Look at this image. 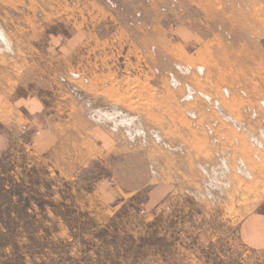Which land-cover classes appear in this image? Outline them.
<instances>
[{"label":"rangeland","instance_id":"obj_1","mask_svg":"<svg viewBox=\"0 0 264 264\" xmlns=\"http://www.w3.org/2000/svg\"><path fill=\"white\" fill-rule=\"evenodd\" d=\"M0 32V264H264V0H0Z\"/></svg>","mask_w":264,"mask_h":264},{"label":"crops","instance_id":"obj_2","mask_svg":"<svg viewBox=\"0 0 264 264\" xmlns=\"http://www.w3.org/2000/svg\"><path fill=\"white\" fill-rule=\"evenodd\" d=\"M149 164V163H148ZM149 165H148V172H149ZM152 177H146V180L144 181L143 188H145L147 183H152ZM126 188H121L123 191ZM127 190V189H126ZM125 191V190H124ZM126 192V191H125ZM247 233H249V239L250 234L252 236V243L257 245H263L264 243V216L256 215L248 220V223L244 226Z\"/></svg>","mask_w":264,"mask_h":264},{"label":"bare ground","instance_id":"obj_3","mask_svg":"<svg viewBox=\"0 0 264 264\" xmlns=\"http://www.w3.org/2000/svg\"><path fill=\"white\" fill-rule=\"evenodd\" d=\"M8 44V40L6 39V38H4V37H2V34H1V32H0V47H5L6 45Z\"/></svg>","mask_w":264,"mask_h":264}]
</instances>
